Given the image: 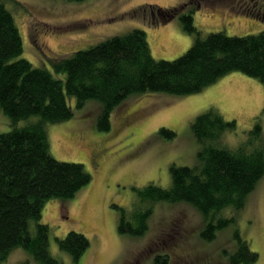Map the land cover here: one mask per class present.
<instances>
[{
	"label": "rangeland",
	"instance_id": "374dc122",
	"mask_svg": "<svg viewBox=\"0 0 264 264\" xmlns=\"http://www.w3.org/2000/svg\"><path fill=\"white\" fill-rule=\"evenodd\" d=\"M188 0H9L23 43L18 56L32 66L48 69L55 77L52 58L70 54L116 34L134 28L146 32L155 59L171 60L185 52L194 35L187 33L178 17L159 25H149L129 12L139 5L168 7ZM260 15V19L251 15ZM262 18V19H261ZM193 22L202 36L213 31L227 35L264 33V0H215L201 5ZM72 116L47 123L50 154L57 160L81 163L90 181L73 197H51L43 205L39 221L49 226L48 248L64 264L70 255L58 246L68 231L83 233L89 247L78 264H153L157 253L167 251V264H227V252L237 245L234 232L247 240L257 253L253 264H264V175L247 195L236 222L217 232L210 241L200 237L201 216L188 204L156 203L149 227L142 236L121 234L117 229L119 208L129 209L136 189L153 182L170 185L171 164L196 163L198 144L190 129L197 115L215 107L235 128L223 136V143L236 146L245 139L256 115L264 140V87L241 71L229 72L201 91L174 95L146 92L130 95L110 112V129L96 126L100 103L86 100L76 105L65 93ZM38 120L21 119L16 126ZM12 125L0 110V133ZM160 127L175 135L157 134ZM166 243V245L164 244ZM37 264L21 247L13 249L0 264Z\"/></svg>",
	"mask_w": 264,
	"mask_h": 264
},
{
	"label": "trees",
	"instance_id": "16d2710c",
	"mask_svg": "<svg viewBox=\"0 0 264 264\" xmlns=\"http://www.w3.org/2000/svg\"><path fill=\"white\" fill-rule=\"evenodd\" d=\"M211 1L215 0H188L168 7L143 4L129 12L130 16L143 17L149 25L178 17L182 28L194 35L191 46L178 57L153 58L146 32L134 28L53 57V71L64 75L59 79L48 69L18 58L23 50L20 31L9 0H0V110L12 125L0 133V262L21 247L37 264H64L49 251V226L39 221L41 211L49 198H71L91 179L81 163L57 160L49 151L46 124L72 116L65 93L75 97L77 106L97 100L100 110L96 126L107 131L110 112L133 94H192L232 71L257 78L264 87V33L239 36L213 31L202 36L193 14ZM251 15L260 19L254 11ZM35 115L38 120L16 126L19 120ZM234 128L235 121L226 120L215 107L197 115L190 124L198 144L196 163L171 164L168 187L149 182L135 188L132 206L118 207L119 233L144 235L154 205L160 202L194 208L202 219L200 237L207 241L235 223L247 195L264 175V140L259 115L245 139L228 146L222 139ZM157 134L175 135L164 127ZM234 236L236 249L230 253L223 250L227 264H253L257 253L237 229ZM58 246L70 255L71 264H78L89 239L71 230L58 239ZM170 257L167 251L157 253L153 264H167Z\"/></svg>",
	"mask_w": 264,
	"mask_h": 264
}]
</instances>
